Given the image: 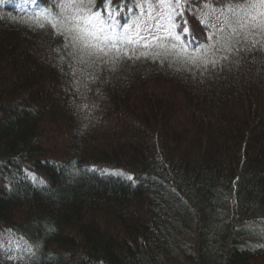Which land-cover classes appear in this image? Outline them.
Masks as SVG:
<instances>
[{"label":"trees","instance_id":"trees-1","mask_svg":"<svg viewBox=\"0 0 264 264\" xmlns=\"http://www.w3.org/2000/svg\"><path fill=\"white\" fill-rule=\"evenodd\" d=\"M259 12L0 0V264H264Z\"/></svg>","mask_w":264,"mask_h":264},{"label":"snow or ice","instance_id":"snow-or-ice-1","mask_svg":"<svg viewBox=\"0 0 264 264\" xmlns=\"http://www.w3.org/2000/svg\"><path fill=\"white\" fill-rule=\"evenodd\" d=\"M257 3H258L260 6L264 7V0H257ZM246 7L255 10V8H256V4H247V3H246ZM257 14H258L259 16H264V12H259V13H257ZM97 16H98V14H97ZM252 20L255 21V20H256V16H252ZM202 22H203V21H202ZM185 23H186V21H185ZM241 26L243 27L244 25L241 24ZM185 30H186V29H185ZM166 31H167V30H166ZM169 35H172V33L169 32ZM141 39H144V38L141 37ZM153 39H154V40H160L161 38L158 37V36H153ZM176 39L178 40L179 37L177 36ZM145 46L147 47L148 44L146 43ZM161 46H163V45H161ZM94 47H95L99 52L104 53V54H107V53L104 52V48H103V47H100V45H95ZM112 47L115 48V45H113ZM172 47L175 48L176 45H172ZM193 62H194V58H193Z\"/></svg>","mask_w":264,"mask_h":264},{"label":"rangeland","instance_id":"rangeland-1","mask_svg":"<svg viewBox=\"0 0 264 264\" xmlns=\"http://www.w3.org/2000/svg\"><path fill=\"white\" fill-rule=\"evenodd\" d=\"M145 31L146 29L141 25L137 26L130 24L129 26H127L126 30L124 31V34H127V36H139L143 34ZM2 235L3 237H6L5 234ZM167 264H172V262H169ZM178 264H190V263L183 261V262H179Z\"/></svg>","mask_w":264,"mask_h":264},{"label":"bare ground","instance_id":"bare-ground-1","mask_svg":"<svg viewBox=\"0 0 264 264\" xmlns=\"http://www.w3.org/2000/svg\"><path fill=\"white\" fill-rule=\"evenodd\" d=\"M252 224V225H251ZM246 223V225L253 227L254 229H258L259 232H262V234H264V223H256V222H252V223ZM255 226V227H254ZM250 239V238H249Z\"/></svg>","mask_w":264,"mask_h":264}]
</instances>
